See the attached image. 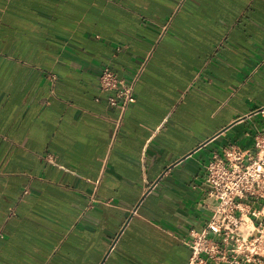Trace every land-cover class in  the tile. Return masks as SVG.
<instances>
[{
    "label": "crops",
    "instance_id": "0c3cea01",
    "mask_svg": "<svg viewBox=\"0 0 264 264\" xmlns=\"http://www.w3.org/2000/svg\"><path fill=\"white\" fill-rule=\"evenodd\" d=\"M261 107L264 0H0V264H188Z\"/></svg>",
    "mask_w": 264,
    "mask_h": 264
},
{
    "label": "built area",
    "instance_id": "2783aa9c",
    "mask_svg": "<svg viewBox=\"0 0 264 264\" xmlns=\"http://www.w3.org/2000/svg\"><path fill=\"white\" fill-rule=\"evenodd\" d=\"M141 70L131 80L110 67L102 70L99 83L109 92V105L124 109L136 101L134 83ZM259 111L264 114V107ZM204 191L214 206L205 225L190 230L188 264H264V213L255 207L264 200V128L254 135L251 150L234 144L211 156Z\"/></svg>",
    "mask_w": 264,
    "mask_h": 264
}]
</instances>
